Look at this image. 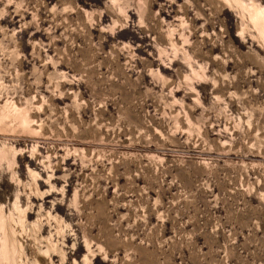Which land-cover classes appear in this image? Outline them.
I'll return each instance as SVG.
<instances>
[{
	"label": "rangeland",
	"instance_id": "rangeland-1",
	"mask_svg": "<svg viewBox=\"0 0 264 264\" xmlns=\"http://www.w3.org/2000/svg\"><path fill=\"white\" fill-rule=\"evenodd\" d=\"M254 15L264 0H0V264H264Z\"/></svg>",
	"mask_w": 264,
	"mask_h": 264
},
{
	"label": "bare ground",
	"instance_id": "bare-ground-1",
	"mask_svg": "<svg viewBox=\"0 0 264 264\" xmlns=\"http://www.w3.org/2000/svg\"><path fill=\"white\" fill-rule=\"evenodd\" d=\"M255 11V10H254ZM254 13V12H253ZM263 15V14H262ZM255 18V19H257V20H263L264 21V18H262L261 19V17H259V15H254V16H252V18ZM254 19V20H255ZM254 22V21H253ZM255 23V22H254ZM258 26H259V23H258ZM262 26V25H261ZM13 109H14V107H13ZM16 109V111H19L18 110V108L16 107L15 108ZM14 109V110H15ZM22 112V111H21ZM4 113V112H3ZM23 113V112H22ZM15 114H16V112H15ZM1 115H3V114H1ZM17 116H20V115H18V112H17ZM23 115H21V117H22ZM1 117H3V116H1ZM23 120V119H22ZM27 125V124H26ZM5 154V153H4ZM0 229L1 230H4L5 229V225H4V223H3V219H2V217H1V219H0ZM5 231V230H4ZM13 232V231H12ZM5 233V232H4ZM5 236L3 237V239L1 240V248H0V257H2V260H8L10 257H13L14 258V255H15V253H16V249L14 248V242L13 241H11V239L9 238V236H7L6 234H4ZM3 236V235H2ZM15 237V236H14ZM46 252H48V251H46ZM23 257V256H22ZM0 261H1V259H0ZM19 264V263H18Z\"/></svg>",
	"mask_w": 264,
	"mask_h": 264
}]
</instances>
